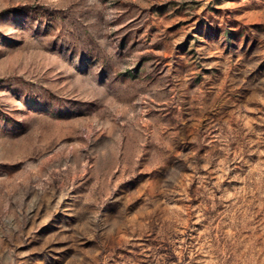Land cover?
<instances>
[{"label":"rangeland","instance_id":"obj_1","mask_svg":"<svg viewBox=\"0 0 264 264\" xmlns=\"http://www.w3.org/2000/svg\"><path fill=\"white\" fill-rule=\"evenodd\" d=\"M0 264H264V0H0Z\"/></svg>","mask_w":264,"mask_h":264}]
</instances>
